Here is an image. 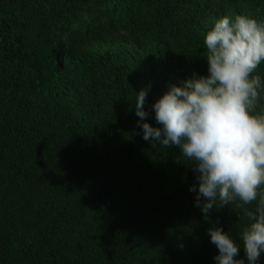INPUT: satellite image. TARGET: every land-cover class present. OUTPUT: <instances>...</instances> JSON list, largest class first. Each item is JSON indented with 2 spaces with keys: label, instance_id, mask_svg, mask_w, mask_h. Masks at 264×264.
<instances>
[{
  "label": "trees",
  "instance_id": "obj_1",
  "mask_svg": "<svg viewBox=\"0 0 264 264\" xmlns=\"http://www.w3.org/2000/svg\"><path fill=\"white\" fill-rule=\"evenodd\" d=\"M225 15L264 21V0H0V264H216L209 228L240 242L257 202L206 220L193 166L135 113L150 86L160 127Z\"/></svg>",
  "mask_w": 264,
  "mask_h": 264
},
{
  "label": "clouds",
  "instance_id": "obj_2",
  "mask_svg": "<svg viewBox=\"0 0 264 264\" xmlns=\"http://www.w3.org/2000/svg\"><path fill=\"white\" fill-rule=\"evenodd\" d=\"M207 75L193 74L182 85H171L153 105L154 127L146 118L150 86L136 92L135 113L143 139L161 147L176 146L197 173L196 206L206 220L213 208L239 201L249 223L240 242L222 227L208 229L218 249L216 264H248L264 254V21L248 15L222 16L204 37Z\"/></svg>",
  "mask_w": 264,
  "mask_h": 264
},
{
  "label": "rangeland",
  "instance_id": "obj_3",
  "mask_svg": "<svg viewBox=\"0 0 264 264\" xmlns=\"http://www.w3.org/2000/svg\"><path fill=\"white\" fill-rule=\"evenodd\" d=\"M61 61H62V59H61Z\"/></svg>",
  "mask_w": 264,
  "mask_h": 264
}]
</instances>
